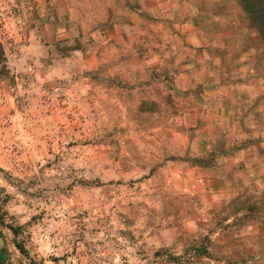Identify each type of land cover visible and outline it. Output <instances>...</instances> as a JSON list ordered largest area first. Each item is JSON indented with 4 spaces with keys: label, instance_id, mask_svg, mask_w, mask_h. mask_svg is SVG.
<instances>
[{
    "label": "rangeland",
    "instance_id": "rangeland-1",
    "mask_svg": "<svg viewBox=\"0 0 264 264\" xmlns=\"http://www.w3.org/2000/svg\"><path fill=\"white\" fill-rule=\"evenodd\" d=\"M107 2L0 0V264H264V192L236 172L228 195L210 190L178 112L179 57L93 24ZM197 2L205 35L236 36L212 53L219 80L242 79L222 45L260 47L264 79L237 1Z\"/></svg>",
    "mask_w": 264,
    "mask_h": 264
},
{
    "label": "crops",
    "instance_id": "crops-1",
    "mask_svg": "<svg viewBox=\"0 0 264 264\" xmlns=\"http://www.w3.org/2000/svg\"><path fill=\"white\" fill-rule=\"evenodd\" d=\"M196 4L197 0H108L98 6L97 11L102 15L93 24H106L109 27L105 29L117 37L131 31L147 46L152 36L162 45L168 44L181 63L173 90L179 114L195 128L190 132L197 134L189 155L200 160L198 172L208 177L206 182L213 192L222 185L228 195L235 183L234 172L243 183L252 184L259 193L264 192V79L256 75L254 68L260 47L240 51L222 45L226 54L219 65L242 79L219 80L212 53L219 40L223 44L230 39L236 42V36L205 35L196 22L197 16L205 11L203 7H194ZM78 8L77 18L84 19L81 7ZM72 17L67 16L68 25L73 23ZM229 23L220 22L219 27L229 30L236 26L234 22ZM105 29L99 30L103 40ZM203 41L210 43L204 45ZM235 51L241 58L230 65L226 55ZM259 99L262 104L258 103ZM207 153L221 158V168L202 163V155Z\"/></svg>",
    "mask_w": 264,
    "mask_h": 264
},
{
    "label": "trees",
    "instance_id": "trees-1",
    "mask_svg": "<svg viewBox=\"0 0 264 264\" xmlns=\"http://www.w3.org/2000/svg\"><path fill=\"white\" fill-rule=\"evenodd\" d=\"M236 1L241 7L244 14L246 15L250 25L253 28H256V30L258 31L260 38L264 44V0H236ZM263 201H264V197L260 202ZM257 209L258 206H256L255 204L247 207V210L250 213L251 211L253 212L256 211ZM16 247L17 249H19L21 253L23 252L21 245L17 244ZM31 264H35V263L32 262Z\"/></svg>",
    "mask_w": 264,
    "mask_h": 264
}]
</instances>
